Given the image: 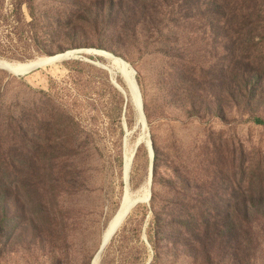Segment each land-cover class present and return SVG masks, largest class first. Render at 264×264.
I'll use <instances>...</instances> for the list:
<instances>
[{"label":"rangeland","instance_id":"rangeland-1","mask_svg":"<svg viewBox=\"0 0 264 264\" xmlns=\"http://www.w3.org/2000/svg\"><path fill=\"white\" fill-rule=\"evenodd\" d=\"M236 6L250 15L264 0H0V60L100 49L136 71L153 198L132 211L101 264H264V215L246 221L231 210L251 179L264 183V14L247 15L237 35ZM245 71L257 75L251 107L229 96ZM117 80L127 106L108 71L85 61L21 78L0 69V166L21 169L1 183L0 264H92L126 193L124 119L128 132L138 121L128 82ZM151 162L142 144L135 192Z\"/></svg>","mask_w":264,"mask_h":264},{"label":"water","instance_id":"water-1","mask_svg":"<svg viewBox=\"0 0 264 264\" xmlns=\"http://www.w3.org/2000/svg\"><path fill=\"white\" fill-rule=\"evenodd\" d=\"M86 53L87 50L86 49H75V50H70V51H66L64 53L58 54L56 56H52V57H46V58H34L31 60H28V64H26L25 66L18 68L17 70H15V72H8V70H6L4 67L0 66V69H3L5 71H7L10 75L15 76V77H25L29 74H32L33 72H36L40 69H45L48 66H52V65H60L63 64L65 62L68 61H72V60H80V61H85L88 63H91L99 68H102L104 70H107L108 67H114L113 63H111V59H109L108 57H118L116 55H114L113 53H110L108 51L105 50H96V52H94L95 54V60H91L90 58L86 57ZM119 59L121 61H125L124 59H122L121 57H119ZM129 66L132 69V77H133V82L134 85L136 87V91H137V97L138 100H136L134 97L132 98V108L136 114L137 117V123L136 126L133 128L132 131L126 133V137L128 139H130V137L135 133L138 132V129H141V132L144 133V136L139 137L136 139V149L138 150L142 144L146 143V142H150V152L152 153L151 158H152V162H151V182H150V195L149 197H147L146 199H137L135 202H133L128 208L127 210L124 212L123 216L121 217V219L119 220V222L116 224V226L113 228V230L111 231L110 234H108L106 240L101 244V247L99 249V251L97 252V256H98V261H100L102 253H104L103 251L106 250V248L108 247V245L111 243V241L113 240L114 236L117 234V232L120 230V228L123 226V224L125 223V221L128 219V217L130 216V214L132 213V211L143 201H148L149 203L151 202L152 198H153V184H154V169H155V163H154V157H155V150H154V145H153V140L149 131V124H148V118H146V114L144 111V104H143V99H142V94L138 85V82L136 80V71L134 70V68L129 64ZM147 139H146V137ZM134 154L131 157V160L128 163V169L131 170L133 167V163L132 159H133ZM125 166V165H124ZM145 237L147 242L149 243V240L147 238V234L145 233ZM150 244V243H149ZM153 260V256L149 259V261L146 264H151Z\"/></svg>","mask_w":264,"mask_h":264},{"label":"trees","instance_id":"trees-1","mask_svg":"<svg viewBox=\"0 0 264 264\" xmlns=\"http://www.w3.org/2000/svg\"><path fill=\"white\" fill-rule=\"evenodd\" d=\"M245 9V8H244ZM250 13V16L252 19L255 18L257 20L263 19V17H260L262 14H264V11H261L258 7H249L248 11ZM232 14L235 18V20L239 21V24H236L237 31H235V34L239 35L243 31L246 30L247 25L243 23L242 19H247L248 16L245 15V11L243 8H240L239 6H236ZM220 15L219 12H215V16ZM222 18V17H221ZM262 21V20H260ZM251 27H257L258 23L251 24ZM250 60V68L251 70L254 69L253 65L254 62L252 61V57H248ZM256 72L252 71H245L242 75V84L238 86L236 89L229 88V96L231 99H234L236 97L241 98V104H245L246 106L251 107L257 100L259 91L254 86H250V82L254 80L256 76H254ZM129 103V102H128ZM126 103V106L128 105ZM238 105V104H237ZM253 120L257 123L263 122L262 119L253 116ZM21 173V169L18 168L15 164L7 165L5 168L0 166V200L3 195V189L1 188V183L4 178H11L15 177L16 175H19ZM253 178V177H252ZM258 185L255 184V182L251 179L248 182V187L245 191V193H242V200H238L237 207L231 209L232 211L238 212L240 209V214L244 220L248 221V218H252V216L256 213H261L264 215V183L260 180ZM242 205V206H241ZM230 228L228 229L227 236L228 238L233 234V223L230 224ZM247 240V239H246Z\"/></svg>","mask_w":264,"mask_h":264},{"label":"bare ground","instance_id":"bare-ground-1","mask_svg":"<svg viewBox=\"0 0 264 264\" xmlns=\"http://www.w3.org/2000/svg\"><path fill=\"white\" fill-rule=\"evenodd\" d=\"M87 52L88 53H86V57H88V55L95 57V54H94V52H96L95 49H89V50H87ZM46 57H38V58L41 59V58H46ZM108 58L111 59V61H112L111 63H113L114 67L110 66V67H108V69L106 71H108L114 86L117 88L118 91H120L124 95V97L126 99V103H128V101H129V96H128V93L125 91V89L118 83L117 77L119 74L122 75L126 79V81L128 82V85H129L130 90L132 92L131 98L134 97L136 100H138L136 87L134 85L133 77H132V69L129 66V63L126 61H124V62L121 61L119 59V57H108ZM28 62L29 61L24 62V63H7V62L0 60V66L4 67L6 70H8V72L14 73L15 70L25 66L26 64H28ZM55 66H57V65H52V66H48V67H55ZM124 127H125L126 133H128V126H127L125 119H124ZM142 136H144V133ZM146 139H147V137H146ZM128 141H129V139L127 137H125V150H124V165L125 166L123 165V174H124V183L126 184V193H125L123 203H122V207H121L120 211L118 212V214L116 216H114V218L112 219V221L110 222V224L108 226L107 231L104 233L103 242L106 240L108 234L111 233L113 228L119 222V220L121 219V217L123 216V214L127 210V208L133 202H135L137 199H146L150 195L151 173H150V178H149L148 182L146 183L145 186H143V188L140 191L135 192L132 188V184H131L132 172H133L135 160H136V157L138 155L140 148L137 150L135 148L136 144L132 147H129ZM144 144H146L148 149L150 148V142L149 141L144 143ZM133 154L135 156L132 159L133 163H131V164H133V167L131 170H129L128 169V163L131 160V157ZM150 154L152 155L151 152H150ZM146 202H148V201L145 200L141 203H146ZM145 239H146V237H145ZM101 257H103V256H101ZM92 264H101V262L98 261L97 255L94 257Z\"/></svg>","mask_w":264,"mask_h":264}]
</instances>
